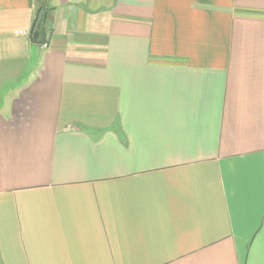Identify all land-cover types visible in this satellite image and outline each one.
<instances>
[{"label": "crops", "instance_id": "0c3cea01", "mask_svg": "<svg viewBox=\"0 0 264 264\" xmlns=\"http://www.w3.org/2000/svg\"><path fill=\"white\" fill-rule=\"evenodd\" d=\"M0 264H264V0H0Z\"/></svg>", "mask_w": 264, "mask_h": 264}, {"label": "water", "instance_id": "95a60500", "mask_svg": "<svg viewBox=\"0 0 264 264\" xmlns=\"http://www.w3.org/2000/svg\"><path fill=\"white\" fill-rule=\"evenodd\" d=\"M43 22H44V18H43ZM45 38H46V34L43 27L31 33V39L37 45L40 46L43 45L45 42Z\"/></svg>", "mask_w": 264, "mask_h": 264}]
</instances>
